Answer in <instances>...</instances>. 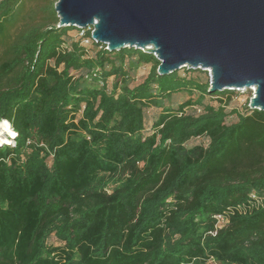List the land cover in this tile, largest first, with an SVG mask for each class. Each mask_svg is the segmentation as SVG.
Wrapping results in <instances>:
<instances>
[{
	"label": "trees",
	"instance_id": "16d2710c",
	"mask_svg": "<svg viewBox=\"0 0 264 264\" xmlns=\"http://www.w3.org/2000/svg\"><path fill=\"white\" fill-rule=\"evenodd\" d=\"M57 2L0 0V122L17 134L0 148V264H264V111L59 27Z\"/></svg>",
	"mask_w": 264,
	"mask_h": 264
},
{
	"label": "water",
	"instance_id": "95a60500",
	"mask_svg": "<svg viewBox=\"0 0 264 264\" xmlns=\"http://www.w3.org/2000/svg\"><path fill=\"white\" fill-rule=\"evenodd\" d=\"M55 11L110 52L154 55L161 76L204 70L211 92L255 88L249 107L264 111V0H58Z\"/></svg>",
	"mask_w": 264,
	"mask_h": 264
},
{
	"label": "rangeland",
	"instance_id": "374dc122",
	"mask_svg": "<svg viewBox=\"0 0 264 264\" xmlns=\"http://www.w3.org/2000/svg\"><path fill=\"white\" fill-rule=\"evenodd\" d=\"M36 5H39L38 3H31L29 4V7L32 8ZM28 7V8H29ZM72 36H76L75 33H72ZM151 70V65H146V66H143L141 68H139L136 73L134 74V83L135 84H140L146 77L147 75L149 74ZM203 72H207V75L205 74H199V73H195V77L198 79V80H202L203 82H206L207 81V77L209 76L210 77V73L208 71H204L202 70ZM181 74H186L183 69L180 70ZM237 95H235L233 97V99L231 100V103L229 105V110L231 109H238V110H242V108H244V106L247 104L249 106L250 104V100L253 98V94L251 91H246L244 93H236ZM189 98V95H187L186 93H181V94H178V95H175L171 98V100H169L168 102H166L165 104V107H168V108H177L179 105H181L182 103H184L186 100H188ZM208 102L212 103L213 105L215 106H218V101L217 100H212V99H208ZM161 109H158V110H153L151 112H149L148 114V122H147V132H151V127L153 125V123L155 122L156 120V117L161 113ZM229 123H232V122H235L236 119L235 117H232V118H229ZM9 128L11 129V132L14 133V135H9V134H6L4 133L3 137H5L6 139L9 138L10 139V143H12L14 145V143H16V141L14 142V136H15V132L14 130L9 126ZM17 136V135H16ZM16 136H15V139H16ZM12 137V138H11ZM10 143H7V144H4V145H0V148L5 146V145H9ZM205 140L204 139H193L191 140L189 143H188V146L189 147H192V146H195V145H199V144H205ZM11 145V144H10ZM50 162V161H49Z\"/></svg>",
	"mask_w": 264,
	"mask_h": 264
},
{
	"label": "built area",
	"instance_id": "2783aa9c",
	"mask_svg": "<svg viewBox=\"0 0 264 264\" xmlns=\"http://www.w3.org/2000/svg\"><path fill=\"white\" fill-rule=\"evenodd\" d=\"M88 29H92V28H88ZM92 31H93V29H92ZM230 91H234V92H236V93H244V92H248V91H251L252 92V94H253V97L255 96V93H256V90H255V88H247V89H243V90H230ZM11 127V126H10ZM17 134H15V136H16ZM15 136H14V142H15ZM12 138V137H11ZM11 144V146H13V147H15V145H16V143H14V145L12 144V143H10ZM9 144V145H10ZM216 219H217V221H218V225H217V227H218V229H221V228H223L224 226H225V224H227V222H228V220H227V218L224 216V215H219V216H216Z\"/></svg>",
	"mask_w": 264,
	"mask_h": 264
},
{
	"label": "bare ground",
	"instance_id": "6f19581e",
	"mask_svg": "<svg viewBox=\"0 0 264 264\" xmlns=\"http://www.w3.org/2000/svg\"><path fill=\"white\" fill-rule=\"evenodd\" d=\"M9 126H10V124L8 122H4V121L3 122H0V145H4V144H7V143H10V139L9 138L6 139L5 137H3L4 133L10 135L9 132L4 131V129L6 127L9 128ZM10 132H11V129H10Z\"/></svg>",
	"mask_w": 264,
	"mask_h": 264
},
{
	"label": "clouds",
	"instance_id": "9594fccd",
	"mask_svg": "<svg viewBox=\"0 0 264 264\" xmlns=\"http://www.w3.org/2000/svg\"><path fill=\"white\" fill-rule=\"evenodd\" d=\"M4 131H7V132H9L11 135H14V133L10 132V129L7 128V127L4 129Z\"/></svg>",
	"mask_w": 264,
	"mask_h": 264
}]
</instances>
